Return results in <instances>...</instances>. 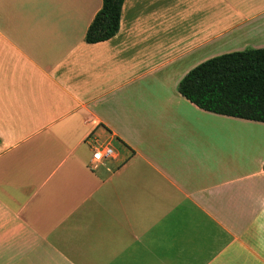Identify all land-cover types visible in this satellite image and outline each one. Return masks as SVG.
Segmentation results:
<instances>
[{
    "label": "crops",
    "instance_id": "obj_1",
    "mask_svg": "<svg viewBox=\"0 0 264 264\" xmlns=\"http://www.w3.org/2000/svg\"><path fill=\"white\" fill-rule=\"evenodd\" d=\"M101 7L0 0V264H264V123L178 92L264 0H124L87 44Z\"/></svg>",
    "mask_w": 264,
    "mask_h": 264
},
{
    "label": "trees",
    "instance_id": "obj_2",
    "mask_svg": "<svg viewBox=\"0 0 264 264\" xmlns=\"http://www.w3.org/2000/svg\"><path fill=\"white\" fill-rule=\"evenodd\" d=\"M123 2L102 0L86 32L87 44L116 35ZM178 92L203 111L264 123V48L224 54L201 63L180 81Z\"/></svg>",
    "mask_w": 264,
    "mask_h": 264
},
{
    "label": "built area",
    "instance_id": "obj_3",
    "mask_svg": "<svg viewBox=\"0 0 264 264\" xmlns=\"http://www.w3.org/2000/svg\"><path fill=\"white\" fill-rule=\"evenodd\" d=\"M113 157V152L110 148L94 150L91 160V166L95 167L96 165L103 162L105 159Z\"/></svg>",
    "mask_w": 264,
    "mask_h": 264
}]
</instances>
